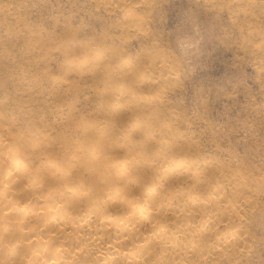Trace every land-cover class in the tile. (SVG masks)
<instances>
[{
  "label": "rangeland",
  "instance_id": "obj_1",
  "mask_svg": "<svg viewBox=\"0 0 264 264\" xmlns=\"http://www.w3.org/2000/svg\"><path fill=\"white\" fill-rule=\"evenodd\" d=\"M129 1L130 7L101 0H0L6 157L16 148L14 157L32 164L29 175L46 178L43 199L46 191L66 194L73 185L93 191L85 178L90 170L79 160L104 155L108 165L131 167L136 187L119 197L135 203L155 175L166 172L164 165L156 166L141 184L134 173L141 161L199 160L198 172L218 176L217 168L218 181L200 179L183 190L197 189L204 198L219 189L236 197L235 205L216 206L223 216L213 234L235 228L243 243L196 263L264 264V0ZM192 25L198 26L201 42L197 60L188 65L175 40L191 34ZM103 172L105 178L113 173L101 167L96 176ZM66 177L68 184L61 186ZM111 187L102 183V198L115 196ZM176 188L171 179L162 193ZM26 201L35 204L38 198ZM232 206L238 217L229 212ZM74 210L51 214L75 219ZM194 240L190 236L186 242ZM207 247L198 246V256ZM93 260L86 255L75 263ZM156 260L157 255L144 264H171Z\"/></svg>",
  "mask_w": 264,
  "mask_h": 264
},
{
  "label": "bare ground",
  "instance_id": "obj_2",
  "mask_svg": "<svg viewBox=\"0 0 264 264\" xmlns=\"http://www.w3.org/2000/svg\"><path fill=\"white\" fill-rule=\"evenodd\" d=\"M101 1L110 6L130 7L129 0ZM114 96L119 98L120 93L115 92ZM0 133V264H76L79 257L86 255L93 256L94 260L79 264H144L156 255L157 262L169 260L171 264H197L217 252L237 248L243 243L235 228L219 233L215 231L216 234H213V226L223 216L218 213L219 210L216 211V206L219 207L221 203H225L226 207L227 204L235 205L236 197L224 194L219 189L204 198L195 194L197 189L183 190V186L200 179L216 182L220 176L215 167L219 177H208L198 172L202 162L185 157L180 163L169 165L159 158L141 161L142 164L134 168L141 184L148 183L146 175L153 174L156 166L164 165L166 172H158L154 182L141 190L143 200L135 203L132 198L119 197L124 193L130 194L132 189L129 186L136 187L137 181L131 178V167L120 163L108 165V158L101 155L90 162L79 160L80 167L88 166L90 170L85 178L89 180L93 191L73 185L72 192L64 194L63 190L58 189L54 195V191H46L41 199L46 178L37 174L29 175L32 164L14 157L18 153L16 148L8 153L13 157L7 158L10 146L1 126ZM101 167H108L112 175L105 178L103 172L96 176ZM106 173L110 174L108 170ZM171 179L178 188L162 193L165 182ZM102 183L111 185V193L115 196L102 198ZM60 184L67 185V177L60 179ZM120 184L124 185L120 187ZM31 196L38 198L37 203L26 201ZM154 199L159 201L153 202ZM88 205L91 207L80 215V209ZM68 207L75 209V219L68 213L61 217L51 214L52 210L57 212L59 208L66 210ZM167 212L173 216L166 218ZM229 212L238 217L233 206ZM154 224V233L145 235ZM218 224H222V221ZM190 236H195L196 240L186 242ZM127 243L131 245L130 250L122 251L121 248ZM52 244L56 246L52 247ZM204 244H208V247L198 256L196 249ZM65 245L71 246L70 249L65 250Z\"/></svg>",
  "mask_w": 264,
  "mask_h": 264
},
{
  "label": "clouds",
  "instance_id": "obj_3",
  "mask_svg": "<svg viewBox=\"0 0 264 264\" xmlns=\"http://www.w3.org/2000/svg\"><path fill=\"white\" fill-rule=\"evenodd\" d=\"M198 26H191V34L178 36L175 40L177 54L182 60L192 65L197 60L198 48L200 45Z\"/></svg>",
  "mask_w": 264,
  "mask_h": 264
}]
</instances>
